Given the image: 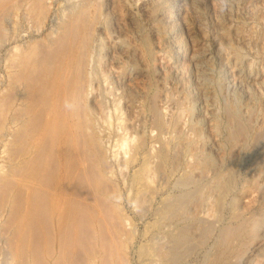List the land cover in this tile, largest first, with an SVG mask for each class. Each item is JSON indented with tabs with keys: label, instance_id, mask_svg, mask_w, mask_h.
<instances>
[{
	"label": "rangeland",
	"instance_id": "1",
	"mask_svg": "<svg viewBox=\"0 0 264 264\" xmlns=\"http://www.w3.org/2000/svg\"><path fill=\"white\" fill-rule=\"evenodd\" d=\"M0 1V5L7 2ZM8 1L7 4L11 5L10 8H13L18 20L17 33H24L23 37L18 38V43L27 41L29 37L34 40L38 37L36 40L39 45H46L44 39L42 43V38L49 35L51 28H55L52 19L58 12L57 8L65 6L68 2L57 0L52 12L43 19L35 15V11H29L25 19L20 4L26 0ZM14 4L15 6H12ZM94 10H97L98 17L94 24V54L87 68L89 74L86 73L87 77H91V81L88 79L89 85L86 84L89 87H85L87 92L89 89V94L85 91L82 97L84 99L79 105L86 118L92 117V121L88 120L91 127L88 128L89 134L97 136L99 149L104 146L102 151H105L106 156L104 157L100 150L101 156L89 157L83 155L81 150L78 152L75 147L76 153L70 156H76L73 155L71 159L74 162L80 161L78 166L80 165L81 169L85 165L86 169L84 167L83 171L85 169L87 172H82L84 176L80 177L78 192L84 196L92 184H97L101 191L105 189L103 193L108 196L107 205L112 206L115 202L127 218V223H122L121 237L116 240H119L118 247L121 246L117 250L119 259L115 257L116 260L122 259L121 262L125 264H162L160 257L151 260L144 256L143 245L146 248L149 236L154 234L152 232L160 233L156 230L157 221L168 222V227L173 226L176 230L178 224L190 216L189 219L213 223L214 229L203 244L198 245L191 254L185 255L187 257H184V263L206 264L204 256L212 253L213 242L222 222H229V205L240 207L245 216L257 210L262 213L264 220V197L259 190L264 187L261 185L264 183V0H93L90 11ZM33 18L39 22H35ZM40 22H43L42 25ZM58 32L57 35L54 34L53 45H44L42 52L38 53L39 63L44 65V68L39 69L35 76L46 77L48 81L55 76L58 66L67 54L66 49L72 36L75 37L74 32H71L59 41ZM68 36L71 39H68ZM50 61H53L51 65ZM45 71L50 72L47 74ZM38 102L36 104L39 106ZM84 105L86 109L82 108ZM230 107L238 114L235 118L238 117L248 126L249 136L246 141L241 139L242 136L238 137L239 139L233 137L234 115L229 112ZM83 110H89L90 113ZM94 121L96 125L93 124ZM39 127L32 131L34 138ZM94 131L96 133H93ZM259 133L260 139H255ZM124 138L127 144L122 146L120 142ZM56 140L58 142V138ZM54 142L56 141H53V147ZM50 146L51 144L47 145L48 154L45 153L47 163L53 162L52 155H49ZM160 149H166V160L158 156ZM171 155L176 158L172 162L169 161ZM103 157L105 160H102ZM131 158L134 160L131 161ZM230 162L235 165L232 189L225 197V207L219 209L215 206V198L221 188V181H224L222 179L227 178L226 165ZM142 165L146 166V169L144 166L139 169ZM103 166L107 172L110 171L109 174L106 172L105 179L98 177ZM139 170L143 171L145 178L151 174L152 178H147L149 180L146 183L150 182L146 188L144 187L147 179H143L139 189L145 190L137 193L134 192L137 190L134 179L137 175H142ZM55 171L57 170H51L46 175L48 183L56 178ZM140 185H143L142 188ZM110 189L111 193L108 192ZM82 190L87 191L81 192ZM112 192L118 194H114L117 199L112 198ZM168 196H171L170 199L191 196L185 203L188 212L184 209L185 213H171L167 219L159 216L160 212L156 214V209ZM137 201L141 205L143 203V206L147 203L146 212L142 216ZM79 202L82 203V199ZM115 209L116 207L112 208L113 213ZM14 211L12 208L0 217V264L53 263V256L46 253L47 249L49 250L48 245L52 244L51 250L55 249L58 243L54 220L51 218L52 220L48 221L45 214H40L41 225L39 223L38 230L41 233L36 230L33 242L32 238L27 241L28 232L25 234L23 229L19 230L14 225L17 224L15 218L20 217L16 216L18 210ZM182 214L186 219L182 218ZM44 224L48 227L44 228ZM173 227L170 230H173ZM196 228L198 230L193 228L192 233L198 236L199 228ZM49 229L52 231V237ZM162 233L154 234L160 246L168 242ZM46 235L50 239L53 238V241ZM6 240L14 243V247L5 242ZM163 240L166 241L165 244ZM22 242H26V245ZM245 242L247 243L238 259H234L236 264H264V222L256 239H247ZM18 247L24 251L21 252ZM119 250L125 258L120 257ZM8 251L16 252L11 259ZM90 263L99 264L100 260L95 257Z\"/></svg>",
	"mask_w": 264,
	"mask_h": 264
},
{
	"label": "bare ground",
	"instance_id": "2",
	"mask_svg": "<svg viewBox=\"0 0 264 264\" xmlns=\"http://www.w3.org/2000/svg\"><path fill=\"white\" fill-rule=\"evenodd\" d=\"M56 1L57 0H26L25 2H23L22 5L20 3L19 4L21 11H23L25 19L28 16L27 14H29V11H35V15L43 19L49 12H52L51 10L53 9V5ZM7 2L9 3L8 0ZM7 2L3 3V5H0V163L3 166V168H0V197H2L0 198V217L4 213L6 214L7 212H9V210L11 211L12 208L15 209L16 212L17 210L19 213L21 212V214L18 213L16 215H20V217L17 219L15 218L17 224L14 225L16 226V228L18 227L19 230L23 229V231H25V234L26 232H28V235L26 234L27 241L31 240L30 238H32V242L35 236V231L37 230V233H39L40 231L38 230L39 223L41 222L39 221L41 216L40 214H45L44 216H46L45 218L48 221H51L53 219L55 227H57L55 229L58 243L55 249L50 250V246L52 244H50V246L48 245L49 250L46 246V255L53 256V263L51 264H89V262H93L95 257L98 258V261L100 260L99 264H118V262H123L122 259H120V261L115 259V257L119 259L117 255V250L121 247H118L120 245L119 240H116L118 239V237H121L122 223L126 224L127 218L125 217V215H123L124 213L121 212V210L119 209L120 207L117 206L115 202V204H113L114 207H116V211L114 213L112 212V208L114 207H112L113 204L112 206L107 205L106 197L108 196L103 193L105 189L101 191V187H98L97 184H92V187H89L88 184L90 183L86 182L88 183L86 185L89 187L88 192L84 193V196L78 192L77 187H80L79 182L81 180L80 177L83 175L82 172H84L85 174L87 173L85 171L86 167L84 165L85 169L83 171L84 167L81 169V166H78V163L80 161L74 162L71 159L74 154L70 156L72 153H76L74 152V149L76 147L78 148V152L81 150V153L83 155L85 154L89 157H92L94 155L99 157L101 156L100 150L102 151V148L104 147L103 146L101 147V149H99L100 142L97 139V136H93L92 133L89 134V129L91 127L89 126L90 121L88 122V120H91L92 117H90L89 119L87 116L86 118V114L82 112V109L79 105L81 100L84 99L82 97H84L83 95L85 94V91L87 92V90H85V87L89 85L91 81V77H87L86 73L88 72L87 68L90 64L92 54H94V24L97 21L98 17L96 12L97 10H94V12L90 11V6L92 5L93 0H68L65 6L57 8L58 12L56 13V16L52 19L55 23V28H51L50 32L48 33L49 35L44 36L42 38V43L44 42V39L48 47L53 45V37L57 31H59V41L60 39H63L65 35L71 32H74L75 37L73 38L72 36V39L69 38L70 35L67 37L68 39L72 40H70L69 42L67 39V41L69 42L68 48L66 47L67 54L64 55L65 58L62 59V63L59 66L57 65L58 68L57 71L55 70V76L49 81L46 77L35 76V74H38L37 72L39 71V69L44 66L40 65L39 63L38 53L46 45H39L37 43L38 41L36 40L38 37L35 40L29 37L28 40L26 39L27 41L23 40L24 42H21L22 44L18 43V38L23 37L24 33H17L18 20H16L17 17L15 12H13V8L11 7V9V5H8ZM17 4L16 6L19 7ZM12 6H15V4ZM25 15L27 16L25 17ZM20 17L22 18V14ZM33 20L35 21V18H33ZM35 22H39L38 19ZM42 23L40 22L41 25ZM26 30H28V28ZM24 44L25 46H23ZM57 60L58 59H56L55 61ZM44 61L45 60H43V62ZM51 62L53 61H50V65ZM47 71L45 72L47 73ZM89 78L90 81L88 80ZM88 92L87 94H89ZM37 102L40 104L39 106L36 104ZM82 108L86 109V106L84 105V107ZM87 111L89 112V110ZM229 112L234 115L233 137L236 139L242 136L243 138L241 139L246 141L249 136V130L246 122L244 123L242 120H239L238 117L235 118V116H238V114L233 111V107L229 108ZM83 114L85 115L84 117ZM93 124L96 125V122ZM36 125L40 127L38 128L39 130L37 136L34 138L32 131H34V129L38 127ZM93 129L91 130L93 131ZM86 131H88V133H86ZM95 131L93 133H96ZM260 135V133L257 134L255 139H260ZM57 138L58 142L56 140ZM100 140H102V138ZM125 140L126 138L122 139V142H120L119 140L122 146L124 144H127V141ZM53 141L57 142V144L56 142H54V147ZM119 142L118 144L121 146ZM48 144H51V146L49 147V155H52L53 158V162L49 161V163H47L48 161L45 162V153H47ZM102 144H104L103 141ZM165 151L166 149H160L158 151V156L160 155L163 159L166 160L168 156ZM102 152L103 155L105 151ZM103 156L105 157L106 155L104 154ZM133 158H131V161ZM75 159L77 160V158ZM88 159L90 160V158ZM100 159L101 157L99 158V160ZM174 159L176 158L172 157L171 155L169 161L172 162ZM102 160H105V158ZM93 162L94 161H92V163ZM103 162L102 164L104 165L105 162ZM147 163L149 164V162ZM147 163H145L146 166ZM230 163H228L229 165H226L228 166L227 172H225L227 173V178L224 177L225 179H222L224 181H221V188L215 198V206L219 209L225 207V197L227 196L228 192L232 189L231 185L235 165L233 163V165ZM90 165L92 166L91 163ZM143 166L144 165H142L139 169H142ZM146 166H144V168ZM51 170H57L55 171V173L57 172V176L55 179H52L50 183H48L46 180V175ZM106 170L107 169H105L103 166L99 170L98 177H104L103 179H105V174L110 172H107ZM142 172L143 171H141V174ZM135 173L133 174V176L135 175ZM150 176L148 175V177ZM147 178H145L143 174L140 176L137 175L135 177L134 183L136 184L135 187L137 190L134 192L139 193L142 189L148 186L147 183H149L150 181L147 183L146 181L151 179L152 176L149 179ZM143 179H147L145 180L146 185L144 188H142L144 184L142 186L140 185V187L142 188L140 190L139 184H142ZM180 184H182V182ZM261 185H264V183ZM99 188L101 192L99 191ZM259 190L261 196L264 197V187H261ZM85 191L87 190H82L81 192ZM110 191H112V189H110L108 192L111 193ZM115 191L118 192L117 190ZM116 192H112V198L114 197V194H117ZM185 193L184 194L187 195V192ZM117 196H115L116 199ZM169 197L171 198V196L165 198V200H167L164 201L163 204L161 203L162 205L156 209V214H159L158 212H160L159 216L162 215V217L164 216V218H166L171 213L177 214L180 212L183 213V211L185 213V203L191 196H185L183 198H181L180 196L181 199H175L174 197L175 200L170 199ZM78 198L80 200L82 199V203L79 202L80 200ZM138 199L140 200V197ZM142 202L144 203V201ZM138 203L140 205V208L138 206V209L142 216L146 212L147 203L145 206H143V203L142 205L140 202ZM138 203L136 204L138 205ZM239 208H237L234 204L229 205V222H222L221 227L219 229L220 231L213 242L212 253L204 256L206 264H236V260L234 259L240 255L243 246L245 245V243L248 242L245 241L247 239H256V237L258 236L259 228L264 222L262 218V213L256 210L250 212L248 216H245L243 211ZM42 211H44V213ZM181 216L182 218L186 219V217H183V214ZM172 217L174 218L175 216L172 215ZM164 218L160 219L162 220ZM189 218H187L185 221H182L181 224H178L176 230H174V227L171 226L173 227L174 231L170 230L171 227H168L170 226L168 225V222H155L157 226L156 230L160 231V233L158 234H161V232H163L165 234L166 239H168V242L166 243V241L163 240L165 241L164 244H166L160 246L159 242L155 239L154 236V234L157 233L151 231L154 234L149 236L148 244L145 243L147 244L146 248L145 245H143L144 250L142 251V248L140 249L143 255L151 260L154 258L159 259L160 257L162 258L161 260H163L162 262L164 264H186L184 263V257H187L185 255L191 254L198 245H200L201 243L203 244L204 241H206V239L211 235L214 229L213 223L203 221L201 219L196 220ZM12 220L14 219L12 218ZM10 221L11 220H8V222ZM3 222L5 221L3 220ZM8 227H10V224ZM46 227L48 226L45 225L44 228ZM196 227L199 228L198 236H195L192 233L193 228L197 229ZM50 232L49 234L51 235L52 231L50 230ZM47 238L50 239V237L48 236ZM128 238L130 239V237ZM52 239H50V241ZM5 242L9 241L6 240ZM24 243L26 245V242ZM47 243H49V241ZM13 244L9 242V245L12 246ZM31 244L32 243H30V246ZM125 244L124 246H126ZM257 245H259V243H257ZM12 247H14V245ZM21 248L18 247V250L21 251ZM256 249L257 246H255V250ZM120 252L121 251L119 250V253ZM15 253H9V259H11V257ZM31 255V257H33V254ZM120 255L121 258H125L123 254L120 253ZM23 258L25 260V257ZM36 258L37 256L35 257V259ZM33 262L35 261L33 260ZM122 262L119 264H125Z\"/></svg>",
	"mask_w": 264,
	"mask_h": 264
}]
</instances>
